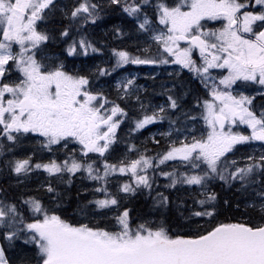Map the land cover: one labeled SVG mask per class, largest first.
<instances>
[{
  "label": "snow or ice",
  "instance_id": "snow-or-ice-1",
  "mask_svg": "<svg viewBox=\"0 0 264 264\" xmlns=\"http://www.w3.org/2000/svg\"><path fill=\"white\" fill-rule=\"evenodd\" d=\"M0 264H264V0H0Z\"/></svg>",
  "mask_w": 264,
  "mask_h": 264
}]
</instances>
